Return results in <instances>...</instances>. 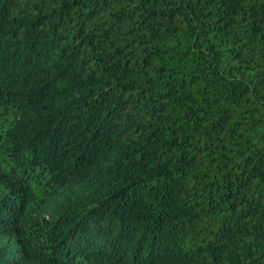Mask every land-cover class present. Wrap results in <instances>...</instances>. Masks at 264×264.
Wrapping results in <instances>:
<instances>
[{"label": "trees", "instance_id": "obj_1", "mask_svg": "<svg viewBox=\"0 0 264 264\" xmlns=\"http://www.w3.org/2000/svg\"><path fill=\"white\" fill-rule=\"evenodd\" d=\"M0 264H264V0H0Z\"/></svg>", "mask_w": 264, "mask_h": 264}]
</instances>
